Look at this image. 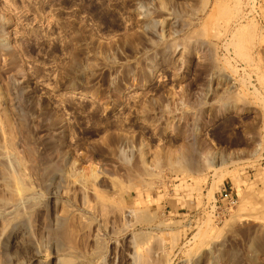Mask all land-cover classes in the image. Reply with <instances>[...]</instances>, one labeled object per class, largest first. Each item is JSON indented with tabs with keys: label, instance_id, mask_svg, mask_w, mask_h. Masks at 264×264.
Instances as JSON below:
<instances>
[{
	"label": "rangeland",
	"instance_id": "1",
	"mask_svg": "<svg viewBox=\"0 0 264 264\" xmlns=\"http://www.w3.org/2000/svg\"><path fill=\"white\" fill-rule=\"evenodd\" d=\"M0 264H264V0H0Z\"/></svg>",
	"mask_w": 264,
	"mask_h": 264
},
{
	"label": "bare ground",
	"instance_id": "2",
	"mask_svg": "<svg viewBox=\"0 0 264 264\" xmlns=\"http://www.w3.org/2000/svg\"><path fill=\"white\" fill-rule=\"evenodd\" d=\"M157 24V23H156ZM153 28V27H152ZM162 32H163V30H162ZM85 33V32H84ZM163 36V35H162ZM93 38V37H92ZM91 39V38H90ZM143 39V38H142ZM161 40V39H160ZM177 44V43H176ZM180 45V44H179ZM182 46V45H181ZM179 47V46H178ZM186 47H187V45H186ZM177 48V47H176ZM188 48V47H187ZM169 49H170V47H169ZM201 49V48H200ZM202 50V49H201ZM189 52H190V50H189ZM214 53V52H213ZM163 54H165V53H163ZM204 54V53H203ZM202 54V55H203ZM205 54H207V53H205ZM204 54V55H205ZM209 54H212L211 52H209ZM215 55V54H214ZM164 56V55H163ZM206 58H207V55H206ZM187 60V59H186ZM145 63V62H144ZM82 66V65H81ZM154 66V65H153ZM155 67V66H154ZM140 70V69H139ZM128 71V70H127ZM130 71V70H129ZM135 72V71H134ZM130 73V72H129ZM139 73V72H138ZM150 73V72H149ZM134 75V74H133ZM153 76H154V73L152 74ZM137 76V75H136ZM152 76V77H153ZM135 77V76H134ZM142 79H147L148 78V73L146 72V71H142V73H141V76H140ZM212 78H214L213 76H212ZM233 77L231 76V75H226V74H223L222 76L220 75V76H218V78H217V80H216V82H217V86L219 87V86H222V88H223V91H224V93L225 94H230L231 92H232V90H233V88H234V84H235V82L233 81ZM139 80V79H138ZM144 80V81H145ZM151 80V79H150ZM149 80V81H150ZM149 81H147V83L149 82ZM146 82V81H145ZM147 83H145L146 85H147ZM151 83V82H150ZM223 83H226V85L224 84L223 85ZM120 86V85H119ZM218 87H215V88H213V91H215V96L216 97H214L215 99L216 98H218V93H219V91H218ZM116 88H117V86H116ZM115 88V89H116ZM119 89V88H118ZM117 91V90H116ZM118 92V91H117ZM221 92V91H220ZM220 94V93H219ZM162 95V94H161ZM161 95L159 96V103L161 102L160 101V99H162V97H161ZM211 95V94H210ZM213 95V94H212ZM209 96V95H208ZM161 97V98H160ZM183 97V96H182ZM182 97H180L181 99H182ZM189 97V96H188ZM179 98V99H180ZM207 97L205 96V99H206ZM213 98V97H212ZM213 98V99H214ZM155 100H156V98H154ZM180 99V100H181ZM190 99V98H189ZM157 100H158V98H157ZM179 100V101H180ZM182 100H184V99H182ZM191 100V99H190ZM213 101H216V100H213ZM149 102V101H148ZM148 102H145V103H148ZM157 102V101H156ZM221 102H223V101H221ZM155 103V102H154ZM204 103H206V104H208V101L207 100H205L204 101ZM212 103V102H211ZM210 104V103H209ZM222 104H225L224 102L222 103ZM142 105H143V103H142ZM147 105V104H146ZM156 105V104H155ZM150 106V105H149ZM158 106V105H157ZM160 106V105H159ZM212 106V105H211ZM144 107V106H143ZM144 110V114L146 115V112H148V110L146 111V109H145V107L143 108ZM150 111H151V108L149 109ZM155 110V109H154ZM227 110V109H226ZM226 110H224V111H226ZM140 111H141V108H140ZM207 111H210V109H208ZM212 111V110H211ZM142 113V112H141ZM150 115V114H149ZM186 115V114H185ZM148 117V116H147ZM160 119V118H159ZM161 121V120H160ZM171 123V122H170ZM199 126H197V127H195L196 129L198 128ZM187 131H189V127H187ZM143 146H144V144H143ZM142 146V147H143ZM142 149V148H141ZM143 149H144V147H143ZM142 149V150H143ZM184 149V148H183ZM141 150V152H142V154L144 153L145 154V152H143ZM259 150V148H257V151ZM183 151V150H182ZM256 151V152H257ZM195 150L192 148V146H187V148H185V150L183 151V152H181V154L180 155H178L177 157L176 156H174L173 154H169L168 155V157H164V159H166L167 158V160L169 161V162H172L174 165L176 164V166L177 165H181L182 167H188V168H190V169H192L193 171H196V170H198V164H197V159H196V157H195ZM141 154V156H142V159H143V161H144V157L143 156H145V155H142ZM35 155V154H34ZM159 158V157H158ZM160 158H161V156H160ZM159 160V159H158ZM158 160H156V161H158ZM167 160H165V161H167ZM159 163V162H158ZM56 164V163H55ZM160 164V163H159ZM172 165V164H171ZM54 167H55V169L56 168H58V167H56L55 165H53ZM52 166V167H53ZM45 167H48V166H45ZM33 168H35V167H33ZM49 168V167H48ZM34 170V169H33ZM47 170H49L50 171V169H47ZM52 170V169H51ZM61 170V169H60ZM35 171H37V169H35ZM46 170L44 169V172H45ZM38 172V171H37ZM44 174V173H43ZM56 174V173H55ZM95 174V173H94ZM58 175V174H57ZM85 175V174H84ZM20 176V175H19ZM19 176H17L18 177V181H17V177L15 178L16 179V181L14 180V183L16 182H18V184L16 185L17 187H18V189L19 190H25V189H27L25 186H27L26 184L24 185L23 183V181L24 180H22V181H20L21 179H19L20 177ZM97 176V175H96ZM95 176V179L97 178ZM59 177H60V175H59ZM77 177H78V174H77ZM85 177V178H84ZM83 178L84 179H86L90 184H91V180H89V179H91L90 177H93L94 178V175L93 174H91V176L90 177H88V178H86L87 176L85 175ZM83 178L82 177H80L79 179L80 180H83ZM86 180H85V184L87 183V185H88V182H86ZM77 181H78V178H77ZM117 182L119 183V181L117 180L116 182H114V183H116V185H117ZM83 184H84V180H83ZM120 184V183H119ZM120 185H122V184H120ZM15 186V188H17ZM119 186V185H118ZM123 187V185L120 187V188H122ZM125 188H126V186H124L123 188H122V191L125 193ZM17 189V190H18ZM16 190V191H17ZM18 190V192L20 193L21 191H19ZM28 190V189H27ZM26 190V191H27ZM122 191H121V193H122ZM22 192H24V191H22ZM21 192V193H22ZM97 196L100 198V200H102V202L104 201L105 203H108L109 201L108 200H104L103 199V196L102 195H100V192H98L97 191ZM105 196V195H104ZM122 196H123V193H122ZM121 197V196H120ZM105 198V197H104ZM122 198V202H124V199H123V197H121ZM121 198H120V201H121ZM109 204H110V202H109ZM113 204V203H112ZM112 204H110L109 206H111ZM122 204V203H121ZM124 204V203H123ZM105 207V206H104ZM59 215V214H58ZM66 218V217H65ZM63 220H64V218H63ZM63 220H61L60 219V221L62 222ZM59 223V224H62V223ZM66 222H67V219H66ZM65 222V223H66ZM63 224H64V221H63ZM63 261H65V260H63Z\"/></svg>",
	"mask_w": 264,
	"mask_h": 264
},
{
	"label": "built area",
	"instance_id": "3",
	"mask_svg": "<svg viewBox=\"0 0 264 264\" xmlns=\"http://www.w3.org/2000/svg\"><path fill=\"white\" fill-rule=\"evenodd\" d=\"M221 201H225L228 206H234L237 203V200L234 199V196L228 190L221 192L219 200H216V204H219Z\"/></svg>",
	"mask_w": 264,
	"mask_h": 264
}]
</instances>
